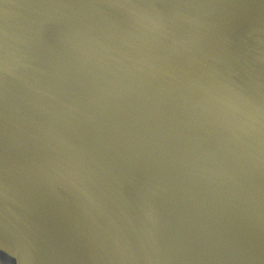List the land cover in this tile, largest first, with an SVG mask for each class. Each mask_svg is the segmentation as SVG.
<instances>
[{"label": "water", "instance_id": "obj_1", "mask_svg": "<svg viewBox=\"0 0 264 264\" xmlns=\"http://www.w3.org/2000/svg\"><path fill=\"white\" fill-rule=\"evenodd\" d=\"M0 264H264V0H0Z\"/></svg>", "mask_w": 264, "mask_h": 264}]
</instances>
